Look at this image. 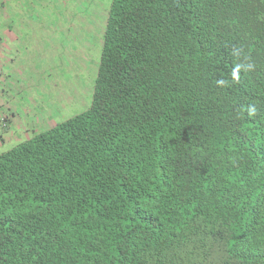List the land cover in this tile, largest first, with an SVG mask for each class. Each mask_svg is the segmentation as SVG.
Returning <instances> with one entry per match:
<instances>
[{"label":"trees","instance_id":"16d2710c","mask_svg":"<svg viewBox=\"0 0 264 264\" xmlns=\"http://www.w3.org/2000/svg\"><path fill=\"white\" fill-rule=\"evenodd\" d=\"M100 33L88 104L0 151V264H264V0Z\"/></svg>","mask_w":264,"mask_h":264},{"label":"rangeland","instance_id":"374dc122","mask_svg":"<svg viewBox=\"0 0 264 264\" xmlns=\"http://www.w3.org/2000/svg\"><path fill=\"white\" fill-rule=\"evenodd\" d=\"M110 0H11L3 18L0 103L18 134L0 133V151L64 120L90 99ZM10 4L13 6L11 7ZM2 76V77H1ZM12 110V112L10 111Z\"/></svg>","mask_w":264,"mask_h":264},{"label":"crops","instance_id":"0c3cea01","mask_svg":"<svg viewBox=\"0 0 264 264\" xmlns=\"http://www.w3.org/2000/svg\"><path fill=\"white\" fill-rule=\"evenodd\" d=\"M5 17H6V5H3L2 6V11H0V40L2 39L3 40V38H5L6 36V34H5V30H6V28H3V18L5 19ZM5 49H6V46L5 45H2L1 47H0V57H3V53H2V51H5ZM0 74L1 75H3V72H2V70L0 69ZM2 77V76H1ZM2 92H3V90H1L0 91V96H1V94H2ZM1 98V97H0ZM4 102L2 101V103H0V116L1 115H5L6 117H7V114H6V112H5V109H4V107H3V104ZM11 112H12V110H10ZM11 124V123H10ZM13 128H15V127H10L9 129H10V131H8V133L7 134H9V133H11V134H18L19 133V131H21V127H20V130H19V128H16L15 130L13 129ZM4 129H6V127L4 128Z\"/></svg>","mask_w":264,"mask_h":264},{"label":"clouds","instance_id":"9594fccd","mask_svg":"<svg viewBox=\"0 0 264 264\" xmlns=\"http://www.w3.org/2000/svg\"><path fill=\"white\" fill-rule=\"evenodd\" d=\"M1 58V57H0ZM235 75V74H234ZM10 123H11V119L9 118V116L7 115V117L4 115L0 116V132H2V128L4 129L5 127H8V131H10ZM31 135V134H30ZM28 137V136H27ZM23 139V138H22ZM19 140H21L19 138ZM1 141V140H0Z\"/></svg>","mask_w":264,"mask_h":264}]
</instances>
